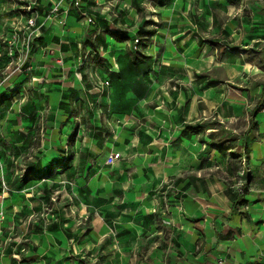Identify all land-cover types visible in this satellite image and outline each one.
I'll list each match as a JSON object with an SVG mask.
<instances>
[{
    "label": "clouds",
    "instance_id": "1",
    "mask_svg": "<svg viewBox=\"0 0 264 264\" xmlns=\"http://www.w3.org/2000/svg\"><path fill=\"white\" fill-rule=\"evenodd\" d=\"M256 201L264 0H0V264H264Z\"/></svg>",
    "mask_w": 264,
    "mask_h": 264
},
{
    "label": "rangeland",
    "instance_id": "2",
    "mask_svg": "<svg viewBox=\"0 0 264 264\" xmlns=\"http://www.w3.org/2000/svg\"><path fill=\"white\" fill-rule=\"evenodd\" d=\"M187 2H188V0H181V4H182V5H186ZM246 27H248V26L246 25ZM252 39H253V37H248V38L245 40V43H250V42L252 41ZM53 59H54V57H52L51 55H47V56L42 60V63L47 64V63H49L50 61H52ZM246 79H247V77H245V80H246ZM58 85H59V84L53 85V87H56V86H58ZM215 96H216V93H215L214 91H211V92H210V98H215ZM128 127H132V125H128ZM142 162H143V160H141V159H139V158L135 161V163H136L137 165L142 164ZM213 171H214V170H213ZM202 175H203V173H202ZM212 179H213V178L210 176V177H209V180L211 181ZM147 180H148V176H147V174L145 173V175H144V181H147ZM189 184H191V181H190V180H189V181H186V182L183 183V184H181L180 187H181V188H184V187H186V186L189 185ZM143 188H144V182H142V181H140L139 179H137V185H136V189H135V191H136L137 193L142 192V191H143ZM96 195L99 197V196H100V193H96ZM33 198H35V197H33V196H29V199H30V200L33 199ZM39 198H40V199H45L46 197H45V196H40ZM129 199H130V200H134V194H133V193H129ZM100 203H103V201H100ZM104 214H107V207H105V209H104ZM7 219H8V221H9V224H8V225H4V227H8L13 221L16 220V217L9 216ZM36 227L39 229V227H40L39 222H37ZM54 227H55V226H54ZM127 227H128V229L131 231V230H134L135 228H137V227H139V226H138V225H132V224H129ZM0 235H3V233H0ZM34 235L36 236L37 239L40 238V234H39V232L34 233ZM53 238H55V234L50 230L49 236L46 237V238L42 241V246H40V247H33L32 250H31L32 253H33V254H35V253H39L40 255H44V254L48 251V248H49V240H50V239H53ZM153 239L158 241L159 238H158V236H154ZM61 242L66 244L65 241H61ZM160 250H161V252L159 253L158 251H160ZM161 253H162V254H161ZM48 255L51 256V253H48ZM162 255H163V246L160 245L159 243H157L155 249L152 251V256H155V257H161ZM31 258H32L31 255L25 257V259H31ZM68 258L70 259V257H68ZM150 258H151V257H150Z\"/></svg>",
    "mask_w": 264,
    "mask_h": 264
},
{
    "label": "crops",
    "instance_id": "3",
    "mask_svg": "<svg viewBox=\"0 0 264 264\" xmlns=\"http://www.w3.org/2000/svg\"><path fill=\"white\" fill-rule=\"evenodd\" d=\"M53 57V56H52ZM56 87H59V85L58 86H56ZM142 163H145V161H143ZM255 204H256V211L259 213V212H264V203H261V202H259V201H256L255 202ZM189 210L190 211H193V212H196L197 213V215H199V216H202V213H200L197 209H195V208H189ZM256 219H257V221H259V220H261L262 219V217H260L259 215H257L256 216ZM209 226L211 225V219H209ZM159 253L161 252V250L160 251H158ZM162 254V253H161ZM180 253L179 252H177L176 253V255H179ZM201 264H203V261H201Z\"/></svg>",
    "mask_w": 264,
    "mask_h": 264
}]
</instances>
